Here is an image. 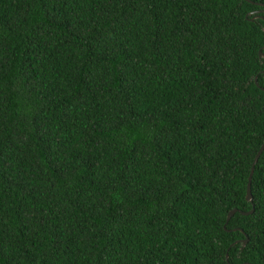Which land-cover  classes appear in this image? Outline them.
<instances>
[{"label": "trees", "instance_id": "1", "mask_svg": "<svg viewBox=\"0 0 264 264\" xmlns=\"http://www.w3.org/2000/svg\"><path fill=\"white\" fill-rule=\"evenodd\" d=\"M262 88L264 0H0V264H264Z\"/></svg>", "mask_w": 264, "mask_h": 264}, {"label": "water", "instance_id": "2", "mask_svg": "<svg viewBox=\"0 0 264 264\" xmlns=\"http://www.w3.org/2000/svg\"><path fill=\"white\" fill-rule=\"evenodd\" d=\"M258 54L261 55L260 51H258ZM262 90L264 91V88H262ZM263 148H264V139H263L262 143L260 144L259 148L257 149V151H256V153L254 155V158H253L252 163H251L250 171H249V174H248V177H247V185H246V191H245V200L247 202H250L251 208L248 211H246V212L240 211L239 213L241 215H248V214H251L253 212L252 196H251V193H250V177H251V174H252V171H253V168H254V164L257 161V158L259 157V155L262 152ZM236 211H237V209H235V208L230 209L228 211L227 215H226V221H228V219ZM246 241H247V237L245 236V238L243 240H241V243L244 244ZM225 258H227L226 255H225Z\"/></svg>", "mask_w": 264, "mask_h": 264}]
</instances>
